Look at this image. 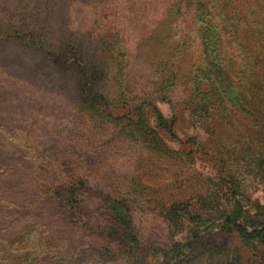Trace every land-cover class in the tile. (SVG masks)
Returning a JSON list of instances; mask_svg holds the SVG:
<instances>
[{
	"label": "rangeland",
	"instance_id": "374dc122",
	"mask_svg": "<svg viewBox=\"0 0 264 264\" xmlns=\"http://www.w3.org/2000/svg\"><path fill=\"white\" fill-rule=\"evenodd\" d=\"M167 2L108 0L91 6L76 0L71 6L73 33L87 39L95 37L93 63L110 62L109 53L98 44L106 31L117 33L126 51L133 102L130 107L115 103L100 116L82 106L74 77L65 72L66 65L32 51L18 38L0 41V200L17 205V196L22 198L18 189L28 193L26 203H30L23 210H12L8 217H3L0 209V264H129L111 257L100 259L93 252L123 248L118 241L111 245L104 233L109 229L108 201L119 200H125L130 208L134 233L142 248L169 250L187 237L186 230L175 232L168 223L169 208L183 204L196 214L204 202L222 197L230 176L244 198L263 208L264 219V185L255 177L252 152L248 151L255 147L252 125L236 115L230 125L208 123L213 127L209 131L195 125L191 117L194 102L188 99L186 80L199 49L189 18L180 20L176 32L175 48L182 52L177 59L181 68L177 85L166 102L155 101L163 116L173 120V133L182 143L158 130L153 109L143 105L154 99L150 95L159 85L155 65L162 57L157 49L161 46H151L148 38L162 22ZM28 5L36 3L0 0V24H8L10 17L16 19ZM109 82V86L100 87H110L103 92L108 90L112 101L115 86ZM139 109L148 127L158 133L156 149L135 142L131 134L128 123ZM117 117L119 122L109 120ZM80 180L85 181L91 196L84 201L86 213L82 218L88 228L70 235L66 232L68 215L46 202L45 194L48 189ZM200 215L203 221L208 220L207 213ZM219 225L217 221L202 236V250L192 264H236L237 257L239 264H257L260 254L255 256L257 252ZM163 261L162 256L145 264Z\"/></svg>",
	"mask_w": 264,
	"mask_h": 264
},
{
	"label": "trees",
	"instance_id": "16d2710c",
	"mask_svg": "<svg viewBox=\"0 0 264 264\" xmlns=\"http://www.w3.org/2000/svg\"><path fill=\"white\" fill-rule=\"evenodd\" d=\"M34 1L36 5L25 6L16 19L10 17L8 24H0V41H17L18 38L26 42L32 51L46 54L55 58L56 63L66 65L65 72L74 77L80 103L93 115H104L115 103L130 107L133 102L130 97L131 81L126 72V51L118 34L106 31L98 41L109 53L107 58L110 62L93 63L95 37L87 39L71 30L69 12L76 0ZM83 1L97 6L108 0ZM164 11L162 22L148 38L151 46H161L157 49L161 50L162 57L155 65L159 69V85L154 83L155 89L156 85L158 88L150 95L154 96L153 101H144L143 105L153 109L158 130L175 142L182 143L173 133V120L163 116L155 101L166 102L177 85L178 70L181 69L177 67V59L182 55L180 49L175 48L178 45L175 41L177 27L182 18H189L194 25L199 49L198 60L186 80L188 99L194 102L191 117L195 125L207 127L209 131L213 127L208 123L223 121L230 125L234 116L245 117L254 130L255 147L248 150L252 152V170L264 185V0H168ZM58 68L61 69V66L58 65ZM109 81L115 86L112 101L108 90L103 92L110 87H100L109 86ZM135 112L136 115L128 123L135 142L156 149L159 146L158 133L148 127L141 109ZM109 120L115 123L121 119ZM226 179H229V186L222 197L204 202L196 214H191L189 206L183 204L169 208L166 214L168 223L175 232L186 230L187 237L163 252L142 248L134 233L130 208L125 200L108 201L109 229L104 233L111 245L118 241L123 248L117 252L109 248L95 250L94 256L106 260L111 257L129 264H145L148 259H161L163 256L164 264H192L202 250V236L220 221L221 230L237 235L244 246L257 252L255 256L260 254L257 264H264L263 208L244 198L233 176ZM17 193L22 196H17V205L11 200H0L3 217L10 216L9 212L14 209L23 210L30 206L26 203L28 193L18 189ZM45 195L46 202L68 215V234L88 228L82 222L86 213L84 201L91 197L85 181L59 185L56 189H48ZM200 212L207 213V221H203ZM75 217L77 221H74ZM239 259L236 258V264H239Z\"/></svg>",
	"mask_w": 264,
	"mask_h": 264
}]
</instances>
